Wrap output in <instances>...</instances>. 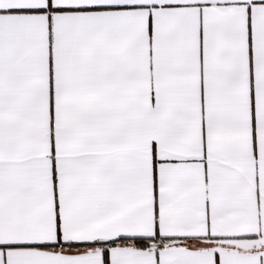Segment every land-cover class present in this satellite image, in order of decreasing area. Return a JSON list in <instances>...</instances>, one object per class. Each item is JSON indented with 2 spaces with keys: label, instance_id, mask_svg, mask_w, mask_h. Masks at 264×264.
Listing matches in <instances>:
<instances>
[{
  "label": "snow or ice",
  "instance_id": "snow-or-ice-1",
  "mask_svg": "<svg viewBox=\"0 0 264 264\" xmlns=\"http://www.w3.org/2000/svg\"><path fill=\"white\" fill-rule=\"evenodd\" d=\"M0 264H264V0H0Z\"/></svg>",
  "mask_w": 264,
  "mask_h": 264
}]
</instances>
